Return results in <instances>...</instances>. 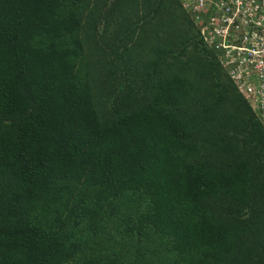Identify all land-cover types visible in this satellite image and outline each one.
I'll list each match as a JSON object with an SVG mask.
<instances>
[{
	"label": "trees",
	"instance_id": "16d2710c",
	"mask_svg": "<svg viewBox=\"0 0 264 264\" xmlns=\"http://www.w3.org/2000/svg\"><path fill=\"white\" fill-rule=\"evenodd\" d=\"M218 59L177 0H0V264H264V127Z\"/></svg>",
	"mask_w": 264,
	"mask_h": 264
},
{
	"label": "built area",
	"instance_id": "2783aa9c",
	"mask_svg": "<svg viewBox=\"0 0 264 264\" xmlns=\"http://www.w3.org/2000/svg\"><path fill=\"white\" fill-rule=\"evenodd\" d=\"M177 1L228 77L252 95L264 127V0Z\"/></svg>",
	"mask_w": 264,
	"mask_h": 264
},
{
	"label": "clouds",
	"instance_id": "9594fccd",
	"mask_svg": "<svg viewBox=\"0 0 264 264\" xmlns=\"http://www.w3.org/2000/svg\"><path fill=\"white\" fill-rule=\"evenodd\" d=\"M199 35V34H198ZM200 37V36H199ZM201 39V38H200ZM202 41V40H201ZM203 43V42H202Z\"/></svg>",
	"mask_w": 264,
	"mask_h": 264
}]
</instances>
